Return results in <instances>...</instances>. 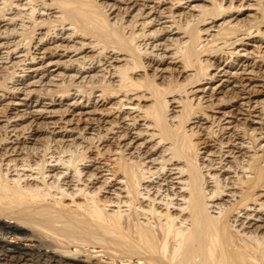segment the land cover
Segmentation results:
<instances>
[{"label": "bare ground", "instance_id": "1", "mask_svg": "<svg viewBox=\"0 0 264 264\" xmlns=\"http://www.w3.org/2000/svg\"><path fill=\"white\" fill-rule=\"evenodd\" d=\"M116 2L0 0V23L10 22L12 27L8 33H4L5 35L0 32V73L4 69L3 65L11 63L14 56L17 61L12 63L13 66L17 65L15 70H18L19 66H25L28 60L38 61L41 65L37 69L29 65L25 70H20L26 75L21 77L20 83L16 81L6 89L5 93L10 100L6 106L0 107V264H108L103 262V259L125 260L129 264H264V201L260 199L264 196L256 194L259 189L264 192V166H261L264 153L258 156V152L264 151V144L261 145L264 141V114L257 113L256 106L252 107L251 102H246L244 106L248 107L250 113L258 115L255 116L256 120L250 122L251 126L247 130L237 126L228 139L211 132L209 142L212 145L208 146L209 151L200 158L196 143L191 144L188 141L196 136L197 132L191 129L185 132L186 130L181 129L193 118H198L196 125L201 128L206 125L201 122L208 123V118L202 114L191 118L194 113L190 107L185 106L180 117L170 118L167 126L165 115L168 109L165 96L183 91L182 89L193 84V81L178 86L176 90L163 91L162 94L161 88L152 83L153 80L162 78V74L157 73L166 72L168 69L159 70L161 65L167 64V60L173 61L180 57L184 70L191 67L194 52L188 47L187 41H184L185 31L183 35L179 31L173 33L176 28L175 13L161 9L163 3L148 7L147 10L142 6L130 20L122 23L123 15L129 12L130 8H121ZM220 4H216L219 9ZM228 10L229 8L222 9L215 17H227ZM40 11L48 14L38 22ZM57 13L60 16L53 17V14ZM7 14L12 18L5 20ZM137 17L143 19V23L139 24L142 26L140 34L136 35L130 31L129 37H125V29L136 27ZM229 20L218 26L197 30L195 35L206 37L201 40L208 42L207 39H214L219 34H211L212 28L228 26L235 20L240 23L237 19ZM213 22L215 21L212 20L211 24ZM46 26H49L46 34L35 39L36 32ZM148 27L156 29L146 34L144 29ZM231 28L234 32H240L243 26L239 29L234 26ZM25 29L30 30L29 35L20 42L17 41L20 35L18 31L21 33ZM88 36L96 42L88 41L85 44ZM137 38L142 42L152 41L151 44L144 42L143 49L148 45L149 48L140 53L143 58L156 65L153 69V79L149 82L141 76L133 77L142 69L143 72L146 71L148 66L145 63L140 64L134 56L136 47H133L131 42ZM76 39L81 42H76ZM199 39L200 36L197 37V42ZM238 41L240 39L234 40L230 45ZM56 42L60 44L54 45ZM47 44L54 45V52L43 49ZM172 46L174 53L168 56ZM96 48L100 50L101 55L97 63L104 61L99 68L95 67L96 62L94 63L93 59L81 57L69 61V66L60 67L69 73L66 75L58 71L61 63L52 60L56 56L58 59L63 58L68 53L77 56L87 49L93 52ZM3 49L7 52H1ZM59 51L64 54L58 55ZM154 52L157 54H153ZM46 60L52 68L57 69L43 67ZM75 62L76 69L73 67ZM121 63L123 65L120 66ZM199 63L202 64L203 76L196 82L212 80L214 77L206 75L207 70L212 67L211 63ZM106 64L108 66L102 69ZM238 70H242L241 74L251 75L254 67L247 63L246 66L241 65ZM99 79L107 82V86L101 91L100 97L97 96L99 101L90 102V98L86 100L87 108L104 101L106 95L124 92L126 96L135 90H145L144 88L152 90L156 99L147 116L152 118L157 134L147 135V141L141 138V134L133 136L130 131L120 133L115 140L118 144L122 143L121 146L115 151H108L119 156L114 170L107 171L111 172V177H119L126 182L128 197L116 202L118 208L123 204L130 209L131 214L124 218L120 215L121 212L107 214L104 210L108 204L115 203L98 197L101 189L109 190L107 183L102 184L104 188L100 186L92 193L88 190L89 185L93 188L96 184L94 182L97 181V175L85 172L91 168L86 165L89 157L82 152H78L81 155H73L75 151L71 149L80 148V144L74 142L75 139L63 141L66 135L62 134L61 140L52 138L51 144L55 145L56 150H61L55 153L58 157L52 161L54 154H51L49 159H46L45 153H40V157L36 158L37 151H34L35 154L31 153V157L28 155V151L32 149L30 145L35 144L32 137L37 130L26 128L28 125L17 129L20 126L18 122L30 118L28 115L32 117L43 113V110L27 112V107L31 105V96L37 92V88L50 93L53 91L51 89L59 87L64 80H68L70 86H78ZM26 80L28 82L25 84ZM249 86L250 84H242L237 88H240V92L247 93ZM75 92L78 94L70 96L74 97V103L68 106L83 110L86 107H80V102H77L79 99L83 100L82 94L76 89ZM183 93L204 94L206 89L202 86L195 91ZM19 94L24 98L17 100ZM3 99L4 97L0 96V102ZM37 102L35 101L36 104ZM179 103H182V100ZM20 107H26V110L20 111ZM64 112L68 114L70 110ZM89 115L90 113L81 112L80 117L72 119L73 123H84L89 131L94 124V118ZM222 117L234 118L229 114H222ZM173 118H178V126L171 124L170 120ZM235 120L237 121L236 117ZM241 132L243 135L240 137ZM50 134L54 135L53 131ZM245 137L248 143H245ZM90 140L102 143L113 138L95 136ZM140 140L144 142L137 143ZM258 141V144L253 145V142ZM150 142L154 144L148 148L147 144ZM230 142L235 144L231 145ZM248 153L253 154L249 156ZM60 155H67V160L61 159ZM40 187L46 192L43 193ZM62 187H66L67 191L60 193ZM51 190L61 196L60 200L54 198ZM76 193L79 194L76 198L81 196L84 198L82 201H85L76 203V199H72ZM224 197L235 200L227 205L223 201ZM68 198H71V205L64 204ZM140 217L145 219L144 223H140ZM176 221L179 224L188 223V226L178 227ZM25 242L29 245H23Z\"/></svg>", "mask_w": 264, "mask_h": 264}, {"label": "rangeland", "instance_id": "2", "mask_svg": "<svg viewBox=\"0 0 264 264\" xmlns=\"http://www.w3.org/2000/svg\"><path fill=\"white\" fill-rule=\"evenodd\" d=\"M115 1H117L115 4H117V6L121 8H126L127 6H129L130 8L129 12H126V14L123 13L124 15H123L122 23L130 20V17L134 15L135 11L140 7L142 8V6L145 7L143 9L147 10L148 7H152L157 4L161 5V3H163L161 9L167 12L175 13V21H176L175 26L176 28H179V30H176L175 28V30H173V33L179 31L183 35V32L185 31L184 34L186 33L185 34L186 39L184 38V41H187L188 47H191L194 52V56L191 59L192 61L191 67L184 70V66L181 64L182 62H180V57H177V59L173 61L167 60V64L161 65L159 70L164 71L165 69L167 68L168 69L166 70V72L157 73L158 75L162 74V78L160 79L157 78L153 80L152 83L154 84V86L158 85L161 88L160 92L162 94L165 91L167 92L168 89L176 90L178 89V86L185 85L190 80L193 81V84L186 86L184 89H182L183 91L180 90L179 92L177 91L172 92L165 96V101L168 102L167 105L168 109L165 115L167 119V126L169 125L168 120L170 118L176 116L180 117L182 112H184L185 106L190 107V109H192L191 112L194 113V115L191 116V118L198 117L201 114L204 115L206 118H208L209 121L208 123H205V121L201 122L204 125L206 124L203 127L201 126V128L198 125H196L198 118H193L190 119L189 122L184 124L182 126L183 128L181 129L182 131L186 130L185 132L189 131L190 129L193 132H197L196 136L192 137L191 140L188 141H190L191 144L196 143V146L199 149L200 158H202L205 155L206 151H209L208 146L212 145V143L209 142L210 141L209 137L212 134L211 132H215L219 136L222 135V138L228 139L230 133L235 129H237L236 128L237 126L244 127V129L246 128L247 130L251 126L250 122L256 120L255 116L257 114L252 115L250 113L251 111H249L248 107L244 106L246 102L248 101L251 102L252 107L253 105H255L256 106L255 109L257 113L262 112V114H264V0H115ZM218 3H221L220 9L219 6L216 5ZM224 8H229V10L227 11L228 13H226L227 17H223V18L222 16L215 17L216 13L221 12L222 9ZM47 14L48 13L46 12L40 11L39 15L41 16L40 18L37 19V21L39 22L41 21V19L43 20ZM53 15H54L53 17L60 16V14L58 13ZM11 18L12 16L7 14L5 15L4 19L7 20ZM136 19L138 20L136 27L135 28L129 27L130 30H127L128 28L125 29L124 31L125 37H129L131 33L130 31H132L133 34L135 33L136 35L140 34L141 32L140 28H142V26H139V24L143 23L142 21L143 19H139L138 17ZM234 19H237L240 23L239 24L236 23V20L233 21ZM185 20L187 21L188 24L186 23ZM212 20L215 21L213 22V24H211ZM227 20L233 22L228 26L223 25L220 26V28H212L211 34H218V33L219 34L214 39L211 38L207 39L208 42L207 41L203 42V40L206 37L204 38L202 35H198V36L195 35L197 30L198 31L205 30L214 25L218 26ZM9 23L10 22H6V21L0 23L1 33L3 34L8 33V31L12 29ZM186 25L188 26L186 27ZM233 26L236 29H239L241 26H243V28L240 30V32H236V31L234 32L233 28H231ZM48 29L49 26H46L43 29L36 32L37 34L35 35V39L36 38L38 39L42 35L46 34ZM155 29L156 28L148 27L144 29V32L148 34L153 32ZM25 30L28 33L25 32ZM25 30H23L25 35H23L24 34L22 33L23 31H21V33L20 31H18V34L20 35H18L16 39L17 41L20 42L29 35L30 30L28 29ZM181 34L179 35L182 37ZM199 36L200 39L197 42L196 39ZM6 39H8V37ZM6 39L4 41H6ZM35 39L33 41H35ZM239 39L240 41L235 42L233 45H230L231 43L234 42V40H239ZM75 41L81 42L78 39H76ZM88 41L96 42L90 36H88L87 40L84 41L85 44L88 43ZM144 42L146 41L142 42L140 38L135 39L133 43L131 42L132 46L136 47L134 48V56L135 58L137 57L136 60H138L140 64L145 63L146 65H148L147 68L145 69L146 71L143 72L142 69L140 70V72H137V75L133 77L136 78L138 76H141L142 78L146 79L145 80L146 82L147 81L149 82L153 79L152 78V75L154 74L153 69L156 68V65L155 63H150V61L146 60L141 56L142 54L140 53H142L146 48L147 49L149 48L148 45L145 49H143ZM23 43H25V41H23ZM146 43L151 44L152 41H148ZM189 43L191 46H189ZM58 44H60V42H56L54 45H58ZM54 45L47 44L46 46H43V49H46L50 53L54 52L55 49L52 50ZM139 45L140 47H138ZM97 49L98 48H96L93 52H90V49H87L85 52H82L77 56H74L73 53L70 54L68 53L65 54L63 58L58 59V57L56 56L53 57L52 60L53 61L58 60L61 63L58 68V71L66 75L69 73L64 71L63 68L60 69V67L69 66L70 64L69 61H73L81 57H87L90 60L93 59L94 63L96 62L95 67L98 66L99 68L103 65L104 61H102L101 64L97 63V61L101 57L100 50L98 51ZM1 52L5 53L7 52V50L3 49L1 50ZM57 53L58 55L64 54L62 51H59ZM168 53H169L168 56L174 53L173 46L171 47ZM153 54H157V52H154ZM158 54H160V52H158ZM229 54H231L230 57H228ZM14 57L11 63H7L3 65L4 69L1 70L0 73V96L4 97L3 101L0 102V107L6 106L10 100L8 95L5 93L7 92L6 89L10 88L12 86V83L19 81L21 77L26 75V73L20 72L21 69L25 70L26 68H28L29 65H32L33 69L40 68L41 66L40 63H38V61L33 62L28 60L25 62L24 64L25 66H19L18 70H15V68H17V65L13 66L12 63H16L17 61L14 60ZM199 60L204 62L209 61L211 63L212 67L207 70L206 75H208L207 77L210 76L214 77L212 78V80H201L200 82H196V80L202 78L203 76L201 70L202 64L200 65ZM48 63H49L48 60L44 61L43 67H47V68L50 67L51 70L57 69V67L52 68ZM168 63H176V64H168ZM247 63L254 67V70L252 72L253 74L251 75L241 74L242 70H238V68L241 65L246 66ZM119 65L120 66L123 65V63ZM75 66H76V62L73 64V67ZM107 66H108L107 64L104 65L102 69ZM248 79L250 80L249 82L247 81ZM27 82L28 80H26L24 83L26 84ZM242 84L244 85L250 84V86L247 88V93H242L240 92V90H238L240 88L237 87H239ZM59 85H60L59 87L51 89L53 91L50 93L39 90L37 88V92H35L31 96L32 97L31 105L27 107V112H31L33 110H43V113L40 114L39 116H32V117L31 115H28L30 118H25L23 119V121L18 122L20 123V126L17 127L18 130L20 129V127L28 125V127L26 128L30 127V129L38 131L32 137L35 140V144L30 145L32 149L28 151V155L31 157V155L33 153L35 154V152L37 151L35 154L37 156L36 158L40 157L39 156L40 153L41 154L45 153L46 159H49L54 154V156L52 157V161H53L58 157V155H56L55 153H57L60 149L57 150L55 149L56 148L54 147L55 145L53 143L51 144L52 141L51 139L55 138L56 140H61L62 137L61 134L66 135L65 137H63V141H72L75 139L74 142L76 144H80V148L77 149L74 148L76 150L71 149V151L72 150L75 151V154L73 155L77 154L78 156L81 155L78 154V152L79 153L82 152L83 154H85L86 157H89V160H87L89 162L86 163V165L90 166L91 168L90 170H86L85 172L89 171L88 173L91 172V174L97 175L96 177L97 181L94 182L96 183L94 184V187L91 188L92 185L88 186V190H90V193H92L94 189H98L100 186H102V184L107 183L106 187L109 190L101 189V191L98 192V197H100L101 200L106 199L107 201L115 202V203L108 204V206L105 207L104 209L105 212L107 214H111L114 212L116 213L118 211L121 212L120 215L123 218L129 216L131 214V211L127 207V205L124 206L123 204H121L119 206L121 208H118V205L116 204L118 200H123L124 198L128 197L126 192L127 191L126 182L124 179H121L119 177L118 178L111 177V172L107 171V170H111V171L114 170L119 155H116L114 153H108V151H113V150L115 151L117 147L121 146L122 143L118 144V142L115 140V137L118 136V134L120 133H125L130 131V133L133 134V136L136 134H141V138L147 139V141H149L148 139L149 136L147 135L152 133L157 134V132L154 131L155 125L153 124L154 122L152 118L147 116L152 105H154V103L156 102V99L152 95L153 91L146 90V88H144L145 90H142L140 92L135 90L126 96H124V92H120L117 95L114 94L111 96L106 95L105 96L106 99H104V101H100L98 105L87 108L86 106L88 105L86 103V100L90 98L91 99L90 102L99 101L100 99L98 100L97 98L100 97L103 88H106L107 82L99 79V81H94L93 83H89V84L70 86L68 80H64ZM202 86L203 88L206 89V93L204 94L195 93V94L186 95L185 93H183L184 91H188V92H190L191 90L195 91L198 88H202ZM42 88L44 89L45 87ZM75 89L79 91L80 95L82 94L81 97H83V100L81 101L79 99L77 102H80L81 105L80 107L82 106L86 107L83 108V110L79 109L78 107L73 109L72 107L68 106L74 103V99H73L74 97H70V96L76 93ZM68 94L69 96H67ZM142 94H144L143 97H141ZM23 98L24 96H22V94H19L16 97L17 100ZM180 100H182V103H179ZM35 101H38L37 104L35 103ZM39 102L42 103L39 104ZM38 104L39 106H37ZM120 105L122 106L119 108ZM19 109L20 111H25L26 107H20ZM67 109L70 110L68 114L64 112ZM81 112L90 113L89 115L90 118L92 119L94 118V121L92 122V124L93 123L94 124L92 125L91 130L89 131L86 130L88 127H85L84 123H80V122L77 124L73 123L72 119L76 118L77 116L80 117ZM222 114L233 115L234 118L229 117L224 119V117H222ZM235 117L237 121L235 120ZM170 121L171 124H173V126L174 125L178 126L180 124L178 118H173ZM181 130L179 131V134L182 133ZM52 131L54 135L50 134ZM242 133L243 132L239 133L240 137L243 135ZM95 136H107L109 139L113 138V140H110L109 142L95 143V141L90 140ZM156 140H154L155 143L157 142ZM226 141L227 140H225V142ZM244 141L245 143H248L246 137ZM142 142L144 141L140 140L137 143H142ZM258 143L259 141L256 143L253 142V145H256ZM152 144L154 143L153 142L148 143L147 147L149 148ZM230 144L234 145L235 142H230ZM263 144L264 141L261 143V145ZM166 146L168 147V145ZM245 146L248 147L247 144ZM48 147L50 149H48ZM45 149L49 151L46 152L44 151ZM99 153H102V155H100ZM263 153L264 151L258 152L259 154L258 156H260ZM252 154L253 153H248L249 156H251ZM67 155H60V157L61 159L66 161L67 159L65 158V156ZM155 155L157 156L158 153ZM163 155L167 156V154H163ZM183 162L185 163V161ZM261 166H264V161L262 162ZM236 172H238V170H236ZM72 175L73 173H71V176ZM40 188L41 191H43V193L46 192L42 187ZM73 189L76 190V188ZM63 191H67L66 187H62L60 193ZM68 192H70V190ZM52 193H53L52 195L55 196L54 197L55 199L60 200L59 198H61V196L56 195L57 192H54L53 190ZM256 194L264 196V192L262 189L257 190ZM78 195L79 194L76 193V196L72 198V199H76L75 200L76 203H82L83 201H85V200L82 201V199L84 198H82L81 196H79L80 198H76ZM68 199L69 200L64 201L65 205L66 204L71 205L70 203L71 198ZM260 199H262L261 201H264V198H260ZM234 200L235 198L224 197L223 201L228 205L230 203L232 204ZM215 212L217 213V211ZM263 218L264 217H262V219ZM139 221L140 223L142 222L144 223L145 219L140 217ZM176 223H178V227L184 228L188 226V223L185 222L183 224H179V222L176 221ZM11 238L13 239V236H11ZM14 241L15 240L13 239V242ZM23 245L27 246L29 245V243L25 242L23 243ZM103 262L108 264H129L125 260L109 261L103 259Z\"/></svg>", "mask_w": 264, "mask_h": 264}]
</instances>
